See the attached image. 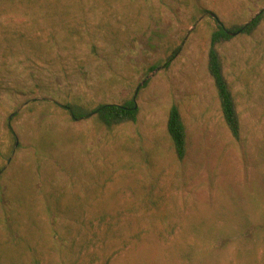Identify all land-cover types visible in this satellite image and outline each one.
<instances>
[{
  "label": "rangeland",
  "instance_id": "1",
  "mask_svg": "<svg viewBox=\"0 0 264 264\" xmlns=\"http://www.w3.org/2000/svg\"><path fill=\"white\" fill-rule=\"evenodd\" d=\"M263 9L0 0V264H264V22L219 46L240 140L208 70L216 18ZM132 99L138 120L113 128L64 107Z\"/></svg>",
  "mask_w": 264,
  "mask_h": 264
},
{
  "label": "trees",
  "instance_id": "2",
  "mask_svg": "<svg viewBox=\"0 0 264 264\" xmlns=\"http://www.w3.org/2000/svg\"><path fill=\"white\" fill-rule=\"evenodd\" d=\"M264 22V9L245 24L228 26L220 18H216V29L211 36L208 70L214 80L224 120L233 137L241 139V121L236 101L224 71V64L219 46L232 41L238 35H253ZM175 55H172L173 58ZM170 58V59H171ZM156 69V67H153ZM64 107L71 113L73 119L83 120L96 115L108 128H113L123 123L136 122L139 116V107L135 99L123 104H101L93 110H87L81 105L67 104ZM168 132L173 140L175 153L179 160L187 156V125L180 107L174 104L169 111Z\"/></svg>",
  "mask_w": 264,
  "mask_h": 264
}]
</instances>
